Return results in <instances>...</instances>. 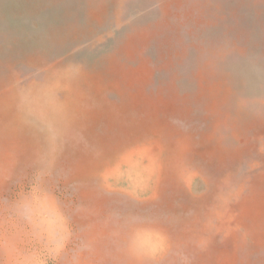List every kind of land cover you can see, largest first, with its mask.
<instances>
[{"label": "rangeland", "instance_id": "374dc122", "mask_svg": "<svg viewBox=\"0 0 264 264\" xmlns=\"http://www.w3.org/2000/svg\"><path fill=\"white\" fill-rule=\"evenodd\" d=\"M0 264H264V0H0Z\"/></svg>", "mask_w": 264, "mask_h": 264}, {"label": "bare ground", "instance_id": "6f19581e", "mask_svg": "<svg viewBox=\"0 0 264 264\" xmlns=\"http://www.w3.org/2000/svg\"><path fill=\"white\" fill-rule=\"evenodd\" d=\"M239 81V80H238ZM253 97H250L251 99ZM248 100V109L251 106L256 105L257 101ZM238 108H242L241 106H238ZM245 111V110H244ZM141 147H136L134 149L130 148L128 149V154L126 158H132V163H126L123 166L125 169H127L124 173H122V177H120L121 185L116 186L114 183L108 184V187H105L104 192L108 196L110 192H117L121 194H125L126 192L132 194L135 197H149L152 195V193L158 191V183L160 182V177L167 172L165 171L166 163L161 160V158L157 159L156 157L152 158L151 156H148L146 153L141 154ZM140 151V153H138ZM125 154V153H124ZM181 157L177 156V158ZM174 165L178 168H181L186 166V164H183L177 161L174 163ZM181 177V179L186 183H194L195 181L202 180L203 175L202 173H198L195 171L191 172H185V170H179L177 173ZM120 176V174L118 173ZM124 183V185H122ZM189 186V185H188ZM127 197V195H126ZM120 211L123 207L126 209L123 210V213L121 215L122 217L124 215L130 216L131 218H136V216H132L128 211V209H136L137 207L131 205L130 203L122 202L118 205ZM133 207V208H132ZM117 208V207H116ZM114 215L115 213L114 210ZM132 219V220H133ZM129 220L126 223V229L121 228L119 226V230L122 231L123 229L128 231L130 234L129 237L131 238L132 242H128L130 246H133L134 250H137L138 256L142 259L145 256V260L148 261V258H152V256L158 255L160 251H163L162 248H165V241L164 237L161 236L159 233L162 231V228H159V233L155 232V229H157L160 225V223H151L149 225H143L142 221L139 219H135L134 221ZM125 224V223H123ZM163 231H165L163 229ZM202 261L204 262V257H202Z\"/></svg>", "mask_w": 264, "mask_h": 264}]
</instances>
